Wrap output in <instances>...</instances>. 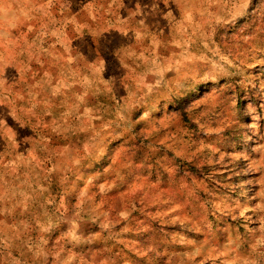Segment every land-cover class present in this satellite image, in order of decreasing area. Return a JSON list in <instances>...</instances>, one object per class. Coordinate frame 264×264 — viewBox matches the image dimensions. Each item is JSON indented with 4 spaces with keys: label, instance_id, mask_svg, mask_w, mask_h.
Here are the masks:
<instances>
[{
    "label": "rangeland",
    "instance_id": "rangeland-1",
    "mask_svg": "<svg viewBox=\"0 0 264 264\" xmlns=\"http://www.w3.org/2000/svg\"><path fill=\"white\" fill-rule=\"evenodd\" d=\"M44 1L0 0V264H264V0H104L127 16L82 54L104 82L10 144Z\"/></svg>",
    "mask_w": 264,
    "mask_h": 264
},
{
    "label": "crops",
    "instance_id": "crops-1",
    "mask_svg": "<svg viewBox=\"0 0 264 264\" xmlns=\"http://www.w3.org/2000/svg\"><path fill=\"white\" fill-rule=\"evenodd\" d=\"M79 2L80 5L74 6L67 2L61 5L48 0L42 5L34 3L31 7L34 20L22 24L16 40L18 46H21L16 54L18 75L13 80L17 85V93L8 95L10 98L14 97L16 102V119L15 122L8 123L9 129L1 128L3 140H14L17 143L34 141L35 134L39 135L36 124L39 125L42 119L50 118L42 114H55L56 93L69 94L73 91L70 90L72 87L81 86L84 75L88 74L95 75L100 82H104L102 71L97 75L98 71L94 72L93 64L86 63L82 54L94 55L98 45L104 42L105 26H126L124 22L127 16L124 12L122 16L115 4L113 6L116 11L109 10L106 6L109 0L106 3L104 0ZM87 45L91 47L90 50ZM13 82L6 84L10 86ZM68 83L71 86L67 87ZM8 103L9 110H14L13 102L9 100ZM12 143L13 141L10 142ZM30 150L29 148L28 151ZM13 151L15 149L12 153ZM20 151L26 149L22 146Z\"/></svg>",
    "mask_w": 264,
    "mask_h": 264
}]
</instances>
